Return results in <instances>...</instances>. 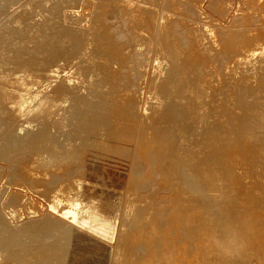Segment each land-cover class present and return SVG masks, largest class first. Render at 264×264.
<instances>
[{"label":"bare ground","instance_id":"1","mask_svg":"<svg viewBox=\"0 0 264 264\" xmlns=\"http://www.w3.org/2000/svg\"><path fill=\"white\" fill-rule=\"evenodd\" d=\"M13 1L15 0H0V14L5 8L7 10V7L11 5ZM75 1L76 0H30L26 3L22 1V4H24L23 6L22 4L20 6L19 3V7H15L12 11H9L8 13L6 12L4 15H2V12V16H0V147L2 150L0 152L12 160L11 167L13 173L17 176H23V179H26V181L29 182L36 181V179L32 177L33 174L37 175V179H43V182L45 181L44 178L52 174L53 176L59 175L58 177L61 178L60 172L58 171L53 172L52 170L49 171L48 169H45L36 172L38 169H36V165L38 164L37 159L40 158L38 154L37 156L35 155L36 159H31L34 155L31 158H25L28 153L25 152L26 150L24 151L26 148H24V146L29 144V142L38 139L36 140V143H42L45 148L60 150V152L61 150H66L68 153L66 155L67 159L68 157H71L72 159L74 155L79 154L90 140L103 141L102 143L104 144L115 145L117 142L114 137L121 134L122 131L121 125L114 117V114L128 116L126 115L129 113L127 111L132 109L135 110L134 107L138 105L137 96L134 92L135 90L131 92L128 91L129 87L122 86L124 77L122 78L120 75H124V73L114 74V72H120L117 57L118 59L120 57L127 65L128 70L126 72H129L130 76L133 75L134 70H140L143 68L142 62L144 60V55H146V36L142 33L140 34V32L132 34L130 39H137L138 41L135 40L133 47L130 50L123 48L118 42L115 43L113 37H111L113 40L109 38L113 43L111 41H101L102 38L100 39V37H98L100 35V26L98 22L94 25L90 24L88 27H85L78 23L77 14L71 16V20L69 19L67 21H62L55 14L57 7L59 8V3L62 4L64 2L65 6V3L73 4ZM107 1L108 3L112 2L111 0ZM144 1L131 0L126 4L124 3V8H131L132 12L130 14L128 13L129 15H122V20H124L125 23H129L132 19L141 22V18H144L145 16L143 15L142 17V14H140L141 16L138 14L139 7L141 6L140 4ZM157 2H159V0ZM112 3H114V1ZM155 4L156 3L150 4L152 5L151 7L154 6L152 8L153 14L150 17L151 23L153 20L155 22L154 26L159 28L158 31L154 29L155 33L153 35V38L156 39L155 57L153 62V71L156 76L153 77V80L160 79V89L151 90L146 105L159 114L165 116L173 115L174 117L179 118V121L177 122L176 120L173 124H170L172 127H176H174L173 130L171 129L172 127L168 128V126L167 128H160V132H163V134L166 133V136L158 134V130L157 132L154 131L155 134H153V132L150 133V138H153L155 142H158V149L156 148L157 151H152L151 153L148 152V156L146 155L143 158L141 157L143 155L142 153L141 156L138 154L141 157L139 159H136L135 156L132 166H129L131 168L128 167V171L131 169V171H136L138 173L142 172L146 175L147 173L145 172L150 170V173L140 180L141 182L138 181L139 179L137 180L140 182L139 185H141V187L145 186V188L147 187L148 189V186L151 187L158 182L167 190H175L172 194V199L175 204L172 206L170 205L166 210L163 208L164 211H159L160 208L155 209V199L150 197V195L148 196V191L150 189L147 190V195L143 194L144 192L142 193L143 195H146V197H149L148 201L150 204L145 206L143 203L136 200L134 196L135 192L133 191L136 188H128V191H125V193L127 192V197L125 195L126 200L125 203H123V215L121 214L123 221L120 228L118 227L119 236H116L118 239L115 248L116 252L120 256H122V254L123 256L124 254L125 256H129V261L133 262V264L157 263L158 261L156 262L152 259L143 258L139 261L134 258L137 254H142V252H136L135 246L140 245V240H144L143 243L141 241V245L142 248L145 249L147 256H157V252L164 256L166 254L165 251H163V249L162 251H160L161 249H157L156 242H148V239L150 240L153 237L158 239L159 237L157 238V235L162 228H159V223L166 220L168 214L169 218L171 215L173 219H176V214H178L179 221H183L184 223L191 222L192 224L190 225H193L194 227L200 226V224L203 223L205 226L207 225L205 229L202 226L200 229L201 232L199 231L202 233V235L200 234V246L205 248L207 253L210 254L217 251L223 254L229 251H234L240 256V258L229 260L231 263L264 264V37L256 41H246L242 45L241 42L236 43V41L234 42L236 44L230 46L234 50L232 49V51H229L230 49H227L226 57H230L231 59L232 56L234 63L233 65H225L224 69H222L226 72H233L235 76L241 73L248 74L251 76L252 81L255 82L253 83V86L248 85L247 87H241V81H238L237 79L224 81L220 73L222 71L221 69L213 70L212 68V72H203L202 70H199L198 67H195L194 61L196 60L195 58H197V54L200 52L199 49H205V47L202 46L204 43L203 36L194 34L195 38L193 43H189L190 41L187 38L190 36H182V34L179 33L180 29L178 28V30L175 25V23H177L175 20L177 17L175 19L171 17L172 14L169 11H172L173 9L169 10L167 8L169 11L167 9L162 10L159 8V5V7H157ZM109 5H111V3ZM137 5L139 7H137ZM142 5L145 6V4ZM119 6H113L114 9H107L108 11L106 10V12L108 14L104 13L102 21L100 20V22L102 23L108 20L115 12L120 13L118 11H120L122 7L120 8ZM148 8V11H150L149 6ZM22 10L23 14L24 11L32 12V16L28 17L22 14L24 17L21 16L20 18ZM100 10L102 9L100 8ZM142 10H145V7ZM97 11L98 10H96V12ZM66 12L68 13V11ZM102 13L99 15L100 17L102 16ZM58 15L61 16L59 13ZM113 17H111V19ZM110 21L112 22V20ZM107 22L109 23V21ZM118 22L119 20L117 21V24H119ZM120 25L119 27L123 24ZM184 26L181 25L180 28ZM130 28H133L132 25ZM104 29L106 30L105 27ZM124 29L128 31L127 28ZM134 29L136 28L134 27ZM125 30L122 29L121 32L124 34L126 33L124 32ZM147 30H149V27ZM169 30H175L172 36L169 33ZM207 30L211 33L210 38L213 39L215 37L214 31L211 30L209 26ZM144 31H146V29ZM116 32H113V34ZM115 36L114 38H116ZM121 39H123V37ZM96 42L101 48L103 47V50L101 49L102 52L99 50V45L97 51V47L93 48ZM116 44H118L119 47H117ZM114 53L117 57L114 56ZM199 65H201V63ZM169 69L171 70V73H174L173 75L170 73ZM170 74L172 77L168 78V76L170 77ZM257 76L258 78H256ZM123 84H126V82ZM157 85L158 81L155 82V86ZM224 86H226V89L219 92ZM232 87L236 88V91H233L231 89ZM245 88H247L246 92L243 91ZM77 92L80 93L77 94ZM72 93L76 94L73 95ZM144 119H146L149 124L150 118L144 116ZM38 121L40 123V128H38V125L37 128H35L36 122L38 123ZM127 122L128 120L126 123ZM150 126L152 125L149 124V127ZM50 127L54 128L55 132L48 130ZM38 134L40 135L38 136ZM130 135L131 134H129V136ZM199 135H204L205 139H202L201 137L198 139ZM122 136L124 137V135ZM32 138L34 139L32 140ZM112 138L115 141L112 140ZM126 139H128V136ZM134 139L135 137H133V140ZM146 139L147 138H145V140ZM203 143H207L208 146L216 148V151L210 153L212 159L206 158L203 150L198 148V145ZM144 144H146V142ZM120 145L118 144L117 147L121 150L123 147H120ZM139 145L140 144L137 146L134 145L136 147V154L137 151H141L139 149L143 147V145ZM101 147L104 146L102 145ZM135 147L133 148L135 149ZM31 150L34 149L31 148ZM31 150L28 152L30 153ZM37 151L40 150L37 149ZM125 151L129 150L125 149ZM60 152L57 153V155L60 154ZM51 153L52 151L50 152V155ZM122 153H124V155L128 154L125 152ZM144 153L146 152L144 151ZM22 154L25 156H22ZM161 155L164 157H160ZM43 156L45 157L46 153H44ZM155 158L156 160L154 162L156 163V167H153V160ZM163 158H165L164 164H157V162ZM95 159L97 158L95 157ZM90 162L92 165V161ZM42 164L40 166H42ZM157 165H160V169L157 168ZM38 166L39 165H37V167ZM101 166L103 165L101 164ZM101 166L99 167L102 169ZM91 169H93V167ZM74 172L72 174H74ZM79 173L81 174V172ZM130 173L131 172L127 174ZM93 176L96 179L99 175ZM39 181L41 183V180ZM57 181H55V183ZM106 183L108 184L107 181ZM83 186L84 183L81 179L73 178L69 182L64 181L50 187L49 190H53L51 191L49 198V204L52 210L50 214H55V216L57 215L61 217L60 219H62V221L67 218H69V220L75 219L77 217V207L81 204L82 200L81 192ZM98 189L100 188L98 187ZM151 193L153 194V192ZM169 201L168 203H170ZM84 207L90 212L96 225H101L108 230L113 226L115 217L112 214L113 212L109 209L104 208L95 201H89ZM15 212L16 210H12V214H15ZM53 219L49 218L46 220L48 223L45 222L43 226L39 225V230L42 231L43 229H46L47 233L50 232L49 230L51 229V226L49 225H52L56 220L54 217ZM0 223L3 225H1V227L4 229L8 227V221L1 212ZM178 223L180 224V222ZM184 225L189 224L185 223ZM184 225L181 226L184 227ZM169 226L170 225H168V227ZM178 226L180 225L176 226L177 229ZM163 227L167 228V225H163ZM163 229L164 228H162V230ZM198 230L199 229L196 231ZM192 231L194 232L195 230ZM188 232H191V230ZM8 235L9 234L6 236ZM195 235H199V233L197 232ZM82 236L83 238H81V240H85L84 235ZM88 236L90 235L88 234ZM126 236H128L127 239ZM163 236L162 238H164ZM170 236L171 235H169V237ZM189 236L191 237L190 234ZM80 237L79 241H81ZM181 238L179 239L181 240ZM194 239L195 238H193V241ZM23 240L25 239H22V241ZM52 240L54 241V239ZM26 241L18 244L15 242L17 246L14 245V247H16L12 249L18 253L19 256L23 257L24 260L28 259V261H30L24 263V260H21L23 264H39V261L36 263L35 260H32L31 262V257H37L38 259L41 256L46 255L48 253H46L47 250L44 251L41 248H32L30 247V245L33 244L32 241ZM53 241L50 239V242ZM55 241L59 240L56 239ZM154 241L156 240L154 239ZM12 242L14 243V241ZM87 242H89V239ZM137 242H139V244H136ZM196 242H198V240ZM13 243H11V245ZM163 244H165V242ZM41 245L44 246L45 244H40L38 246ZM50 245L48 246L50 247ZM75 245L76 244L74 243V246ZM175 245L176 247L178 246L176 242ZM60 246L62 245L55 242L49 249L52 253L58 252L59 250L61 252ZM91 246H93V244H91ZM85 247L87 246L85 245ZM100 250L101 249L99 248L98 251ZM63 251L65 250L63 249ZM89 251H91V249ZM13 252L11 253L12 256ZM66 252H68V250L65 251V253ZM81 253L83 252L80 250L79 254ZM69 254L71 255V251ZM254 255L257 257L256 263L251 259ZM6 256L8 257V254ZM12 256L9 255V257ZM53 256L55 257V255ZM241 256H243V258H241ZM49 260L51 259L47 260L48 263ZM161 261L164 263L163 258ZM14 264L22 263L15 261ZM168 264H172V261L170 263L168 262Z\"/></svg>","mask_w":264,"mask_h":264},{"label":"rangeland","instance_id":"2","mask_svg":"<svg viewBox=\"0 0 264 264\" xmlns=\"http://www.w3.org/2000/svg\"><path fill=\"white\" fill-rule=\"evenodd\" d=\"M20 1L21 0L13 1L12 2L13 5L12 4L9 5L7 7V10L5 8V10L2 11L3 14H2V12H1V14L4 15L6 12L8 13L9 11H12L15 7H19V3L21 6V4L23 2L26 3L30 0H26V1L22 0L23 2L22 1L20 2ZM111 1L112 2L114 1V3H112V2L108 3L107 0H100V1H98V0H78L77 1L76 0L75 1L76 4H75V2L73 4L72 3H68V4L65 3V6H64V2H63L62 4L59 3L61 6L58 4L59 8L57 7V11L55 12V14L62 21H67L70 19L71 16H73L74 14H77L78 23L82 24L85 27H88L90 24L94 25L98 22V24L100 26L99 27L100 28L99 29L100 35L98 37H100V39L102 38L101 41H104V42L111 41L112 42V40L114 39L113 41H115V43L118 42V43H120L119 44L120 46H122L123 48L129 49V50L132 49L135 40H137V39H135V40L130 39L132 34L140 32V34L142 33L146 36V38H147V42L145 44L146 55H144V60L142 62L143 68L140 70H134L132 76H130L129 72L128 73L126 72L128 70V68H127V65L124 63V61L120 57L118 59V57L114 53V56L117 57V62L120 66V72L116 71V72H114V74L124 73V75L123 74L120 75V76H122V78L124 77L123 81H122V86L129 87L128 91H131V92H133V90H135L134 92L137 96L138 105L136 107H134L135 110L132 109V110L127 111V112H129L128 114H126L128 116H123L120 114H114V117L119 121V123L121 125V131H122L121 134L124 135V137H123L121 134H118V135H116V137H114L116 142H117L115 145L104 144V143H102L103 141H92V140H90V142H87V144L84 146V148L80 151V153H79L80 155L79 154H76L74 156L72 155L73 156L72 159H71V157L70 158L68 157V159H67L66 155L68 153L66 150L65 151L61 150V152H60V150H51V149L45 148V147H43L42 143H40V144L36 143V140H38V139H36L34 141L33 140L34 138H32L34 143L30 140L31 142H29V144L24 146V148L26 147L24 149V151L26 150L25 152L28 153V155L25 156L24 154H22V156L24 155L25 158L26 157L31 158L34 155V157L31 159H36L35 155L37 156V154H38V156L41 159L40 158L37 159L38 160L37 165L40 166L43 162L44 163L40 167L39 166L37 167V165H36V169L38 168L36 170V172H38L40 170H45V169H48L49 171L52 170L53 172L58 171V172H60L61 178L58 177L59 175H55V176H57V177H55L52 174V175H49L48 177L44 178L45 181L43 182L42 181L43 179H37V175L33 174L32 177L35 178L36 181H30V182L26 181V179H23V176H20V175L17 176L13 173V169L11 167L12 160L9 159L7 156H4L3 154H1L2 152H0V155H1L0 156V212L7 219V221H8L7 225L9 227V228L7 227L4 229L3 227H1L2 224L0 223V232H1L0 233V264H7V263L14 264L15 261L23 264V262L25 263L26 261H28V259L24 260L23 257L19 256L18 253H16L13 250L17 246L18 243L25 242L26 240H28L26 242H30V240L32 241L33 244L30 245V247H32V248L34 247L36 249L41 248L44 251L47 250L46 253L47 252L49 253V254L45 253L47 256L49 255L48 258L46 255L41 256L40 257L41 259L40 258L37 259V257L36 258L31 257L32 258L31 262H32V260H35L36 263L39 261L40 262L39 264H44V263H47V264H129L130 263V264H133V262L129 261L130 260L129 256H125V254H124V256H123V254H122V256H120L116 252V249H115L117 242H118V239L116 236H119L118 227L120 228V225L123 221V219H122V215H123V211H124V204L123 203H125V200L127 197V195H126L127 192L125 193V191H128L127 189L130 187H134V189L136 188L135 190H133L135 192L134 196H135L136 200L138 202L140 201V203H143V205L147 206L150 203L148 201L149 197H146V195H147V190L150 189L148 191L150 193V194L148 193V196L150 195V197H153V199H155V206H156L155 209L160 208L159 211H164L167 208H169L170 205L172 206L175 204V202H173V199H172V194L174 193L175 190H173V191L167 190L165 187H163L161 185V183L159 184L158 182L156 183V185H152L151 187L148 186V189H147V187L145 188V186L141 187V185H139L141 182L140 180L143 179L144 176H147V174L150 173L149 169H148L149 171L147 170L148 172H145V173H147L146 175L142 172L138 173L136 171H131V169L128 171V169L131 168L129 166H132V162H134L135 156H136V159H139L141 157L142 158L145 157L146 155L148 156V152L151 153L152 151L153 152L157 151V149H158L157 143L158 142H155L153 140V138H150V136H151L150 133L153 132V134H155L154 131L157 132V130H158V132H157L158 134H160V135L162 134V136H166L165 132H164L165 134H163V132L162 133L160 132V128L161 127L167 128V126H168V128H171L172 125H170V124H173L176 120H177V122L179 121V118H176L173 115H166L165 116V115L159 114V113L153 111L151 108L147 107V105H146V102L148 101V97H149L151 90H154V89L159 90L160 89V85H159L160 79H155V81L153 80V77L156 76V74L153 71V62H154L155 49H156V43H155L156 39L153 38V35L155 33V30L158 31L159 28L157 26L156 27L154 26L155 22L153 20L151 23L150 17L153 14L152 8L154 7V6L151 7L152 6V5H150L151 3L152 4L156 3L155 6H157V7L160 6L159 8L162 10L163 9L166 10L167 8L169 10L173 9L172 11H169L168 9L167 10L172 15H174V16L171 15L172 18L175 19L177 17L175 19L177 22V23H175V25L177 26V29L178 28L180 29V30L178 29L179 33H181L182 36H187V37H188V35L190 36L187 38L190 41L189 43H191V42L193 43V40L195 38L194 34H198L200 36H203V42L204 43L202 46L205 47V49L207 51L205 49H203V50L199 49V51L201 53L199 52L196 56L197 58H195L196 59L194 61L195 67H198V69L202 70L203 72L204 71L205 72H212L215 69H221L222 71L220 73H221L224 81L237 79L238 81H241V87H247L248 85L253 86V83H255L254 81H252L251 76L248 74L241 73V74L235 76L233 72H226L223 69H224L225 65L226 66L229 64L233 65V63H234V61H233L234 59L232 58V56H231V59H230V57H228V58L226 57L227 49L228 50L230 49L229 51H232V49H233L230 46H233L234 44H236L238 42H241V45H242L246 41H249V40L250 41L251 40L256 41V40H259L262 37H264V0H159L160 3L157 2L158 0H156V1L155 0H145L146 2L143 0L145 3L143 2L142 4H145V6L140 4L141 8L138 5H137V7H139V14L138 15L142 14V17H143V15L145 17L141 18L142 19V21L140 20L141 22L134 21L132 19V21H129V23L128 22L125 23L124 20H122L123 19L122 15H129L132 12L131 8H129V9L124 8V5H123L124 3L126 4L128 1L130 2L131 0H125V1L124 0H122V1L121 0H118V1L117 0H111ZM163 1H164V4H163ZM97 3H99V4H97ZM110 3H111V5H109ZM71 4H72V6H71ZM146 4H147V6H146ZM172 4H173V6H172ZM23 5L24 4H22V6ZM63 6H64V8H63ZM113 6L114 7L119 6L120 8L122 7L120 9V11H118L120 13H117V12L113 13L115 15L112 14L108 20L104 21L105 25H104V22H102L103 23L102 24L100 22V20L102 21L104 13L108 14L106 12V10L107 9H114ZM148 6L150 7V11H148L149 10ZM144 7H145V10H142V9H144ZM100 8L102 10H100ZM96 10H98V11L96 12ZM66 11H68V13ZM140 11H141V13H140ZM147 11H148V13H147ZM153 11H154V9H153ZM57 12L61 16L63 15L62 18H61V16L58 15ZM27 13H28V15H27ZM31 13H30V11H24V14H23V10H22L20 13V18L23 15L30 17V16H32ZM101 13H102V16L100 17L99 15H101ZM1 14H0V16H2ZM149 14H150V16H149ZM65 15H67V16H65ZM118 15H119V17H118ZM148 16H149L150 20L148 19ZM111 17H113V18L111 19ZM119 18H121V19H119ZM145 18H146V20H145ZM110 20H112L113 23ZM118 20H119V22H118L119 24H117ZM94 21H95V23H94ZM107 21H109V23ZM145 21H146V23H145ZM113 24H114V27H113ZM120 24L121 25L123 24V25L121 26ZM137 24H138V26H137ZM151 24H153V25H151ZM180 24L182 26L185 25L184 26L185 28L184 27L180 28L181 27ZM119 25L122 28L119 27ZM131 25L133 28H130ZM144 25H145V27H144ZM103 26L106 28L107 31L104 29ZM146 26H147V28H146ZM208 26L215 33V37L213 39L210 38L211 33L207 30ZM107 27H109L110 29ZM134 27L136 29H134ZM148 27H149V30H147ZM152 27H154V28H152ZM124 28H127V29L130 28L131 30L128 29V31H126ZM139 28H140V30H139ZM117 29H119V30H117ZM122 29L125 30L124 31V32H126V33H124L125 35L123 34V32H121ZM132 29H133V31H132ZM141 29H143V30H141ZM145 29H146V31H144ZM134 30H136V31H134ZM108 31H110V32H108ZM113 32H116V33H114L116 36L113 34ZM119 32H120V34H119ZM127 32H129L130 35ZM148 32H149V34H148ZM174 32H175V30H169V33L171 34V36ZM108 33H109V35H108ZM236 33H237V35H236ZM111 34H113V35H111ZM258 35H259V37H258ZM114 36L116 38H114ZM126 36H128L129 38ZM149 36H150V38H149ZM246 36H247V38H246ZM111 37H113V39ZM117 37H119L120 39ZM122 37H123V39H121ZM109 38L112 40H109ZM105 39H106V41H105ZM186 42H185V44H186ZM234 42H236V43H234ZM98 45L99 44H97V42H96V44H94L93 48L97 47L96 51H97L98 47L100 46V45L99 46ZM116 45H117V47H119L118 44H116ZM124 45H125V47H124ZM102 48H101V46L99 47V50L101 52L103 50ZM205 56H206V58H205ZM120 60H122L123 62ZM198 63L199 64L201 63V65H199ZM122 65H123V67H122ZM202 66H204V67H202ZM207 66H208V68H207ZM212 68H213V70H212ZM170 73H171V70H170ZM171 74L173 75L174 73H171ZM171 74H170V77L168 76V78L172 77ZM125 75L127 76V78L129 76V78L127 79ZM120 76H117V77H120ZM256 78H258V76ZM156 81H158L157 86H155ZM124 82H126V84H123ZM127 84H129L131 87ZM225 89H226V86H224L222 88V90H219V92L223 91ZM231 89L233 91H236V88H234V87H232ZM246 89L247 88L243 89V91L246 92ZM79 93L80 92H77V94H79ZM72 94L75 95L76 93H72ZM241 94H242V92H241ZM131 112H132V114H131ZM144 116H147L148 118H150L149 124L152 126L149 127V124L147 123V120L144 119ZM127 120L130 123V125L128 122L126 123ZM121 122H122V124H121ZM37 125H38V128H40L39 121H38V123L36 122L35 128H37ZM124 125H126V126H124ZM127 125H129V126H127ZM157 125H158V127H157ZM122 127H124V128H122ZM174 127H172L171 129L173 130ZM48 130H50V131L52 130L53 132H55L54 128H51V127ZM147 131L149 134L147 133ZM145 132H146V134H145ZM37 133H39V132H37ZM125 133L131 134L130 136H132V137H130L129 134L126 135ZM141 134H142V137H141ZM39 135L40 134H38V136ZM121 136L123 137V139ZM127 136H128V139H126ZM133 137H135L134 140H133ZM200 137L202 139H205L204 135H202V136L199 135L198 139H200ZM124 138L126 139V141ZM145 138H147L146 139L147 141L145 140ZM118 139H120V140H118ZM140 139L141 140L144 139V140L141 141ZM112 140H114V139L112 138ZM37 142H40V141H37ZM145 142L147 145L144 144ZM136 143H137V145L138 144L143 145V147L141 149H139L141 151H137V154L135 152V150H136L135 146H137ZM118 144L119 145L121 144L120 147H123V149L120 150V148L117 147ZM99 145H101V146L103 145L105 148L101 147ZM92 146H93V148H92ZM155 146H157V147H155ZM124 147H126V148H124ZM133 147H135V149ZM145 147H147V148H145ZM152 147L155 149L157 148V149L155 150ZM31 148H33L34 150H31ZM198 148L203 150V152L205 153V157L208 159H212V155L210 153H213L214 151H216L215 147L212 148V147L208 146L207 143L199 144ZM28 149L31 150L30 153L28 152V151H30ZM37 149L40 151H37ZM92 149H93V151H92ZM125 149L129 150V151H125ZM45 150H46V152H45ZM130 150H131V153H130ZM149 150H151V151H149ZM0 151H2L1 147H0ZM51 151H52V153L50 155ZM144 151L147 154L144 153ZM35 152H37V153H35ZM59 152H60V154L57 155V153H59ZM122 152H125L128 154L124 155V153H122ZM42 153L43 154L46 153L47 158H46V156L44 157ZM54 154H55V159H54ZM138 154L140 156L141 155L142 156L140 157ZM95 157L97 159H95ZM131 157H132V159H131ZM160 157H164V156L161 155ZM42 159H43V161H42ZM45 159H46V161H45ZM123 159H125V160H123ZM164 159L165 158H163L162 160L157 162V164L158 163L160 165L164 164ZM128 160H129V162H128ZM155 160H156V158L153 160V165H152L153 167H156L155 166L156 163L154 162ZM90 161H92V165H94V166L91 165ZM45 162L47 163V165ZM44 164H45V166H44ZM101 164L103 166H101ZM57 165H59V166H57ZM160 165H157L158 169H160L159 168ZM99 166H101L102 169ZM92 167H93V169H91ZM96 171L99 174H97ZM73 172H74V174H72ZM79 172H81V174ZM129 172H131V173L127 174ZM68 173H70V174H68ZM87 175H89V176L99 175L100 177L97 176L95 179L94 176L89 177ZM79 176H81V177H79ZM140 176H142V177H140ZM83 177H84V179H83ZM55 178H57V179H55ZM73 178L81 179L84 183L83 190L81 192V198H82L81 204L77 207V217L75 219L69 220V218H67V219H64V221H62V219H60L61 217L56 215L58 217L57 218L55 216V214H53L54 216L52 214H50L52 210H51V207L49 204V198H50V193L53 190H49V189H50V187L55 186L56 184L62 183L64 181L69 182ZM99 178L100 179L102 178V179L100 180ZM39 180H41V183ZM137 180L140 182H138ZM55 181H57V182L55 183ZM106 181L108 182V184L110 182V184L108 185L106 183ZM116 185H118V186H116ZM87 186H89V187H87ZM97 186L100 189H98ZM143 188L146 190H144ZM105 192H106V194H105ZM151 192H153V194ZM142 193L146 194V195H143ZM122 194H123V196H122ZM125 195H126V197H125ZM169 196L171 199L169 198ZM122 197L124 200L122 199ZM103 199H105V200H103ZM143 199L145 200V202ZM89 201H92V202L95 201L99 205H102L104 208L109 209L110 211L113 212L112 214L115 217L114 223H113V226L109 228V230L107 228L102 227L101 225L95 224V221H93V218H92L90 212L84 207V205H86V203H88ZM168 201L170 203H168ZM171 202H172V204H171ZM111 203H113V204H111ZM122 205H123V207H122ZM112 208H114V209H112ZM163 208H164V210H163ZM11 209L16 210L15 214H12ZM174 215H175V213H174ZM176 215L175 216L177 218L173 219L171 217V215L169 218V214H168V218L166 220H170V219L171 220L170 221L163 220V222L161 221L159 223V225H160L159 228L162 227L164 229L163 230H162V228L160 229L159 234L157 235V238L159 237L158 239H156V237H153L150 240L148 239V242H152V243L156 242V245H157L156 248L159 250L161 249L160 251H162V249H163V251H165L166 254L163 256L157 252V254H158L157 256H147V254L145 253V249L142 248V245H141V241L143 243L144 240H140L139 241L140 245H136L135 250H136V252H142V254H137V256H135L134 258H136L139 261H141L143 258L152 259V260H155L156 262L158 261L155 264H166V262L168 264V262L170 263L171 261H172V264H184L185 262H186L185 264H232L233 262L231 263V262H229V260H235V259L240 258V256L237 255L234 251H229V252L223 253V254H221L217 251H214L210 254L207 253V250L200 246V244H201L200 234L202 235V233H200L201 232L200 229L202 226L205 229L207 227V225L205 226V224L203 223V224H200V226L194 227L193 225H190V224H192L191 222H185V223H188L190 226L184 225L185 223L183 221L178 220V214H176ZM53 217L55 219L56 218L57 219L55 220V222H53L54 225L53 224L49 225V226H51L50 227L51 229L49 230L50 232L47 233L46 229H43L42 231H40L39 230L40 227H38V226L39 225L43 226V224H45L47 219H49V218L53 219ZM119 219H120V221H119ZM173 220H175V221H173ZM176 220H178V221H176ZM165 222H166V224H165ZM174 222L176 223V225ZM178 222H180V224ZM182 222H183V224H182ZM46 223H48V222H46ZM162 224L167 225V228L163 227ZM168 225H170V226L168 227ZM177 225H180V226L184 225V227L178 226V229H177V227H176ZM192 226H193V228H192ZM185 227H187L188 229L187 228L184 229ZM190 227H191V229H190ZM197 229H199V230L196 231ZM204 229H203V231H204ZM168 230H169V233H168ZM178 230H179V232H178ZM189 230H191V232H188ZM192 230H195L196 232L195 231L194 232L196 234L198 232L199 235H195V233ZM173 231H174V233H173ZM160 232H161V234H160ZM81 233H83V234H81ZM178 233L181 234L182 238H181L180 234H178ZM188 233L191 235V237L189 236ZM7 234H9L10 236L9 235L6 236ZM52 234H53V236H52ZM88 234L90 236L92 235L93 237L88 236ZM72 235H74V236H72ZM82 235H84L85 240H81V238H83ZM169 235H171V236L169 237ZM192 235H193V237H192ZM13 236H15V237H13ZM80 236H82V237H80ZM162 236L164 238H162ZM8 237H9V239H8ZM61 237H62V241H61ZM79 237H80L81 241H79ZM88 237H90V238H88ZM127 237L128 236H126V239H127ZM160 237H161V239H160ZM185 237H188V238H185ZM68 238H70V239H68ZM87 238L89 239V242H87L88 241ZM179 238H181V240ZM183 238L185 241L183 240ZM189 238H191V239H189ZM193 238H195L194 241H193ZM22 239H25V240L22 241ZM50 239H51V241H53L52 239H54V241L50 242ZM56 239L59 240L60 242L55 241ZM154 239L156 241H154ZM171 239L173 242L171 241ZM69 240L71 241V244H73V245L70 244ZM195 240L196 241L198 240V242H196ZM12 241H14V243ZM55 242H57L59 245H62V246H60L61 252H60V250L58 252H55V253H52L50 251L49 248H51L52 244ZM139 242H137L136 244H139ZM164 242H165V244L167 242L166 246H165V244H163ZM175 242L178 245L177 247L175 245ZM11 243H13V244L11 245ZM65 243L68 245H66ZM74 243L76 244L75 246L79 250L74 246ZM77 243H78V246L80 245L79 247L77 246ZM81 243H83V244H81ZM168 243H170V244L172 243V244L170 245ZM40 244H43V245L45 244V245L44 246H42V245L38 246ZM91 244H93V246H91ZM160 244H162L163 247ZM14 245H16V246L14 247ZM48 245H50V247ZM85 245L87 247L88 246L89 247L87 248V247H85ZM169 245L171 248L169 247ZM46 246H48V247H46ZM65 246H67V247H65ZM81 246H83L84 248ZM73 247H75L76 249ZM91 247H93V248H91ZM94 247H95V249H94ZM1 248H4V249H1ZM62 248L65 251L68 250V252L65 253V251H63ZM99 248L101 249L100 251H98ZM90 249L92 252L89 251ZM80 250L83 253L79 254ZM85 250H87V251H85ZM62 251H63V253H62ZM70 251H71V255L69 254ZM12 252H13V256L11 254ZM50 253H51V255H50ZM72 253L73 254L77 253L78 255L77 254L73 255ZM7 254H8V257L6 256ZM63 254H64V256H63ZM9 255H11L12 257H9ZM53 255H55L56 258ZM58 257H60V258H58ZM61 257H63V258H61ZM123 257H125V258H123ZM172 257L175 259H173ZM162 258H163L164 263H162V261H161ZM241 258H243V256H241ZM46 259L47 260L51 259V260H49V263H48ZM177 259L180 261H178ZM251 259L255 263L257 262V257L255 255L252 256ZM21 260H24V261L22 262ZM28 262H30V261H28ZM233 264H235V263H233Z\"/></svg>","mask_w":264,"mask_h":264}]
</instances>
